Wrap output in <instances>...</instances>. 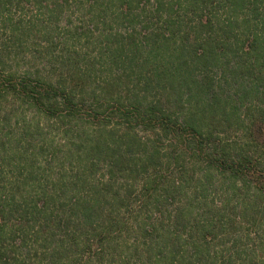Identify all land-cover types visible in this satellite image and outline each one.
Instances as JSON below:
<instances>
[{"label":"trees","instance_id":"obj_1","mask_svg":"<svg viewBox=\"0 0 264 264\" xmlns=\"http://www.w3.org/2000/svg\"><path fill=\"white\" fill-rule=\"evenodd\" d=\"M114 1L99 91L0 48V264H264V0Z\"/></svg>","mask_w":264,"mask_h":264},{"label":"rangeland","instance_id":"obj_2","mask_svg":"<svg viewBox=\"0 0 264 264\" xmlns=\"http://www.w3.org/2000/svg\"><path fill=\"white\" fill-rule=\"evenodd\" d=\"M68 1L56 17L50 16L44 6H38L32 1L19 6L0 5V48L6 49L9 57H16L21 68L31 67L32 71L38 69L40 73L52 77L55 81L57 77L68 76L70 72L90 73L91 77L87 83L90 88L99 91L98 82L108 74L117 75V68L107 63L106 54H110L114 46L113 36L121 37L115 34L111 42H106L104 34L119 32L123 37H128V31L133 29L115 20L106 24L95 20L87 25L83 20L89 9L85 5L86 0ZM109 1L106 3L108 8L104 6L101 10L104 11L103 14L113 17L116 1ZM17 23L22 25L18 28L19 34L10 28ZM31 57H34V61ZM46 58H51V62L47 63ZM30 120L34 121L35 118ZM42 122L47 126L37 136L38 139L43 137L45 140L61 144L62 139L56 125L46 119ZM65 151V146H57L55 161H61L64 157L61 152Z\"/></svg>","mask_w":264,"mask_h":264}]
</instances>
